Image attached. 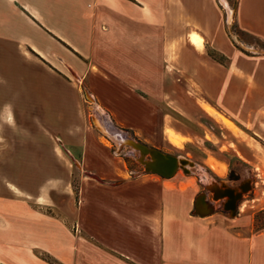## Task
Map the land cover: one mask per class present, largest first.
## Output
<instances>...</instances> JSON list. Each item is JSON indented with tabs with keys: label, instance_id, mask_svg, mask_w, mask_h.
<instances>
[{
	"label": "crops",
	"instance_id": "0c3cea01",
	"mask_svg": "<svg viewBox=\"0 0 264 264\" xmlns=\"http://www.w3.org/2000/svg\"><path fill=\"white\" fill-rule=\"evenodd\" d=\"M219 1H235L234 41L218 0H0V262L264 264V230H232L188 172L134 175L82 113L81 80L165 152L186 140L175 112L263 137L264 0ZM62 145L92 174L68 204L48 189L63 185Z\"/></svg>",
	"mask_w": 264,
	"mask_h": 264
},
{
	"label": "rangeland",
	"instance_id": "374dc122",
	"mask_svg": "<svg viewBox=\"0 0 264 264\" xmlns=\"http://www.w3.org/2000/svg\"><path fill=\"white\" fill-rule=\"evenodd\" d=\"M218 2L224 15L225 23L231 31L232 39L233 35H236L233 32V28L237 26V22L234 20L235 13L232 11L235 9V1H228V7L223 5L221 1L218 0ZM262 50L263 49H261V51ZM218 56L221 57L219 54ZM81 87V107L85 120L96 128L103 139L112 145L113 150L117 154L124 156L129 169L134 175L146 172L141 162V157L143 158V156H141L138 149L132 147L129 143H126L120 149L111 137L105 135L97 127L95 120L100 119L102 123H105V120L111 121V119L109 115L97 105L91 91L87 88L83 80H81ZM175 106L176 108H180L178 103H176ZM173 115L177 119V130L183 129L187 132V136L185 137L186 140L183 144V139L178 138L177 145L173 144L175 147L168 143H165L163 147L170 153L189 160L186 168H180L179 173L185 174L188 172V174L195 177L202 194L216 191L214 185L219 187V185L214 182V177H216V175L212 169L224 175L223 179L227 180V183H220L222 186H227L228 184L232 186L234 184L237 190H241L240 183L244 181L248 182L246 188L249 186V189L242 194L237 212L234 213L231 210L226 214L228 217H231L229 221L233 223V226H230L232 230L239 232L241 236H251L262 232L264 230V136L262 135L263 137H259L250 130L245 131L248 135L245 133L243 138L228 133L224 135L221 129L202 116H199L196 120H190L183 118V116L177 112ZM111 123L114 124L112 121ZM115 127L113 131H115L116 134L120 133L132 139L139 140L131 131H126L116 125ZM61 147L64 152L63 162L65 165L63 185H58L57 182L54 181V183L49 184L48 189H50V187H57L56 190L59 191L57 194V197H59L58 200H63L65 204H68L72 201H78L80 180L83 174L88 176H92V174L82 170L78 158V149L72 151L68 146L62 145ZM210 156L224 159L227 164L213 158L210 161L211 169L207 163V159ZM1 180L7 181L8 179L5 178ZM220 191L221 188H219L218 192L220 193ZM219 198L223 197L216 195L215 199L218 200ZM46 211L50 215L66 218V214L59 210L56 205L51 207L47 206ZM0 264L3 263L0 262Z\"/></svg>",
	"mask_w": 264,
	"mask_h": 264
},
{
	"label": "water",
	"instance_id": "95a60500",
	"mask_svg": "<svg viewBox=\"0 0 264 264\" xmlns=\"http://www.w3.org/2000/svg\"><path fill=\"white\" fill-rule=\"evenodd\" d=\"M102 123L100 119L95 120L97 127L107 136L111 137L121 147L126 143H129L132 147L138 149L141 153V162L143 163L147 172L157 173L164 177L174 176L180 168H185L189 163L188 159L181 158L172 153L165 152L155 146L148 145L140 140L132 139L126 135L120 133L116 134L113 131L116 127L109 120ZM149 156V158H147ZM249 189L246 186L242 187L241 191L233 187H225L220 191V197L227 196L229 201L226 207L231 209L234 213L237 212V201L241 199L242 194ZM201 199V198H200Z\"/></svg>",
	"mask_w": 264,
	"mask_h": 264
},
{
	"label": "flooded vegetation",
	"instance_id": "af4514ba",
	"mask_svg": "<svg viewBox=\"0 0 264 264\" xmlns=\"http://www.w3.org/2000/svg\"><path fill=\"white\" fill-rule=\"evenodd\" d=\"M137 140V139H136ZM147 158H149V156H147ZM218 177V178H217ZM227 180H223L222 178H220L219 176H216V177H214V182L215 183H217L218 185H220V183L222 184V183H227L226 182ZM216 184V185H217ZM248 184V182H241L240 183V188L242 189V187H244V186H246ZM228 187H233V188H236V186L233 184L232 186L231 185H227ZM227 186H219V188H221V190H223V189H225V187H227ZM214 187H215V189H216V191H211V192H208V194L209 195H211V196H209V199L211 198V199H213V200H215V210L216 211H219V212H224V213H227L228 211H231V209H229V208H227L226 207V204H227V202L229 201V198L227 197V196H225V197H223V198H219L218 200H216V199H214V197H216V195H219L220 193L218 192V190H219V188H218V186H215L214 185ZM203 189H204V187H203ZM239 191H241V190H239ZM207 194H202L201 193V191H199V194H198V196H197V198H196V202L198 201V200H200V198L201 197H203V196H206ZM240 201H241V199H239L238 201H237V209H238V207H239V204H240Z\"/></svg>",
	"mask_w": 264,
	"mask_h": 264
},
{
	"label": "trees",
	"instance_id": "16d2710c",
	"mask_svg": "<svg viewBox=\"0 0 264 264\" xmlns=\"http://www.w3.org/2000/svg\"><path fill=\"white\" fill-rule=\"evenodd\" d=\"M214 57H215V58H218L219 60H222V58H221V57H218V56H216V55H214Z\"/></svg>",
	"mask_w": 264,
	"mask_h": 264
},
{
	"label": "bare ground",
	"instance_id": "6f19581e",
	"mask_svg": "<svg viewBox=\"0 0 264 264\" xmlns=\"http://www.w3.org/2000/svg\"><path fill=\"white\" fill-rule=\"evenodd\" d=\"M186 159V158H185Z\"/></svg>",
	"mask_w": 264,
	"mask_h": 264
}]
</instances>
